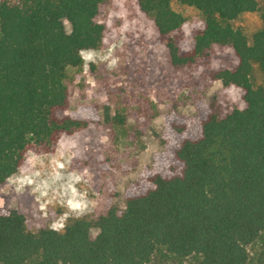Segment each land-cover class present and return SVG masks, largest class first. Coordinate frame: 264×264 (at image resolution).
<instances>
[{
  "label": "trees",
  "instance_id": "obj_1",
  "mask_svg": "<svg viewBox=\"0 0 264 264\" xmlns=\"http://www.w3.org/2000/svg\"><path fill=\"white\" fill-rule=\"evenodd\" d=\"M107 1L0 0V187L27 152L51 153L86 127L67 113V78L81 52L100 48L95 19ZM171 1L136 0L170 65L190 68L213 48L231 49L236 64L207 76L241 88L244 109H198L194 133L171 113L166 170L147 178V190L127 188L121 209L73 219L62 232H30L23 214L0 208V264H264V87L252 82L253 66L264 79V0H174L203 22L188 51L178 47L184 20ZM254 12L262 27L248 45L231 23Z\"/></svg>",
  "mask_w": 264,
  "mask_h": 264
},
{
  "label": "rangeland",
  "instance_id": "obj_2",
  "mask_svg": "<svg viewBox=\"0 0 264 264\" xmlns=\"http://www.w3.org/2000/svg\"><path fill=\"white\" fill-rule=\"evenodd\" d=\"M257 1L261 7L263 1ZM170 7L184 20L178 47L188 51L195 31L203 28L201 16L174 0ZM95 21L104 28L101 46L81 52V67L67 78V113L86 127L61 136L51 153L27 152L23 165L0 187V208L23 214L30 232H62L73 219L93 220L109 205L121 209L127 188H151L147 178L167 168L166 146L173 138L165 121L171 113L180 114L186 131L194 133L198 109L223 115L245 107L241 88L207 76L236 64L231 49L213 48L195 66L175 69L136 0H108ZM231 24L250 45L262 27L260 12L244 13ZM64 28L69 32L67 23ZM252 82L264 87L257 66Z\"/></svg>",
  "mask_w": 264,
  "mask_h": 264
}]
</instances>
